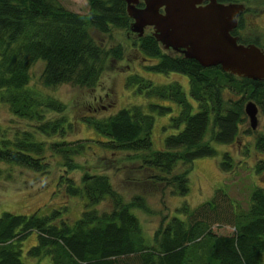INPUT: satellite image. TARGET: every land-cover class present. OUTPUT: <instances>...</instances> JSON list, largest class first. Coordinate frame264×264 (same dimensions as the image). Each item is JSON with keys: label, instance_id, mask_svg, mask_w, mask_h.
I'll list each match as a JSON object with an SVG mask.
<instances>
[{"label": "trees", "instance_id": "16d2710c", "mask_svg": "<svg viewBox=\"0 0 264 264\" xmlns=\"http://www.w3.org/2000/svg\"><path fill=\"white\" fill-rule=\"evenodd\" d=\"M85 1L86 12L78 13L58 0H0V102L12 116L0 125V163L44 173L57 158L62 171L56 189L83 199L78 218L71 222L57 218L58 209L45 215L1 212L0 264H25L20 245L30 232L35 233V243L26 255L47 257V264H118L130 255H137L141 264H264V189L260 186L251 188L246 207L231 204L223 188H216L210 199L195 207L175 208L182 218L171 216L152 236V245L145 244L139 221L130 212L131 208L149 212L145 195L133 194L126 201L104 172L84 170L78 180L70 175L80 167L77 159L90 154L87 140L64 138L72 126L62 113L64 104L29 86V69L35 61H44L43 87L69 83L89 89L98 83L107 57H121L119 45L102 49L89 31L128 30L131 19L124 0ZM134 40L149 62L147 70L186 76L195 109L177 82L153 85L132 75L126 83L134 84L137 92L168 99L178 107L163 128L172 132L163 136L161 148H151L152 114H166L169 106L131 104L107 116L82 115L80 121L102 136L97 140L102 150L113 155L124 152L138 161L137 170L146 174L136 183L161 184L171 194L183 196L192 161L216 155L210 141L231 143L240 132H249L247 127L240 129L245 120L243 104L254 102L264 115V79L236 76L219 66L201 67L181 54L167 53L150 33ZM50 112L60 115L51 117ZM253 147L259 155L253 169L264 172V134L255 136ZM178 166L183 170L177 171ZM216 166L222 173L229 171L230 154L222 152ZM104 200L110 209L99 212L95 205ZM214 223L232 230L213 232Z\"/></svg>", "mask_w": 264, "mask_h": 264}, {"label": "rangeland", "instance_id": "374dc122", "mask_svg": "<svg viewBox=\"0 0 264 264\" xmlns=\"http://www.w3.org/2000/svg\"><path fill=\"white\" fill-rule=\"evenodd\" d=\"M62 6L78 13H85L87 5L85 0H58ZM244 4L262 8L264 0H236ZM244 5V6H246ZM257 27L264 31V18L255 19ZM249 27V25H246ZM247 31H253L248 28ZM149 28L144 33H149ZM93 41L102 49H108L119 45L121 57L119 59L108 56L103 66V71L98 83L93 88L73 86L69 83L59 84L53 87H43L40 82V75L44 68V61H35L29 69V86L39 88L44 94L59 100L65 106L63 114L72 122L64 138L73 140L77 138L86 139V145L90 154L82 155L77 160L80 167L69 172L78 180L80 174L86 170L89 172H104L109 176L112 185L122 194L127 201L133 194L146 196L149 212H143L138 208H131L130 212L138 219L141 233L145 244L153 245L154 233L169 220L171 216L179 215L175 208L186 204L188 207H195L202 201L210 199L216 188H223L227 201L231 204L246 207L248 195L253 186H260L264 189V172L256 173L253 169L254 162L259 156L253 147L254 138L264 134V115L257 106V125L250 129L247 117L240 129L247 127L249 132L239 133L238 137L231 143H209L215 149V156L199 157L192 161L191 169L188 172V191L185 195L171 194L161 184L149 186L148 184L136 183L146 173L137 170L138 161L129 159L124 152L113 155L102 150L97 140H102L101 135L91 127L80 121L82 115L94 113L97 117L107 116L118 109L131 104H140L145 107L148 102L158 105L169 106L170 111L163 115L153 113V125L150 134L151 148L162 147V139L165 134L172 132L163 129L169 121V116L178 110L177 105L168 99L146 96L137 92L135 85H128L126 79L132 75L138 78L149 80L153 85H161L177 82L187 100L195 109L194 101L188 95L187 78L183 74L168 72L166 74L146 69L148 61H145L135 44V33L122 28H111L108 33L101 34L94 30L89 31ZM174 54L171 50H165ZM228 95L224 94V97ZM60 114L50 112L48 116L54 117ZM12 118L6 104L0 102V125H6ZM53 138V137H52ZM51 138V139H52ZM57 138V137H54ZM246 149V150H245ZM226 151L231 156V169L227 172H220L216 161L222 152ZM98 155L100 157H98ZM56 158L44 172H34L26 167L0 163L2 173L0 174V213L7 211L24 215L37 214L45 215L53 209L61 212L57 218L64 217L67 221L78 218L83 207V199L79 197H68L62 191L56 189V179L62 171L57 164ZM109 166V167H108ZM177 171L183 170L178 166ZM225 204V201L222 203ZM65 205V208L62 207ZM64 208V209H63ZM95 208L100 211L110 209L108 201L99 202ZM211 230L216 233L226 234L232 228L224 223H214ZM35 243V233L30 232L20 245V258L25 264H47L46 257L31 258L26 255V249ZM37 259V260H36ZM123 259V258H120ZM264 263V255L262 257ZM118 264H141L137 255H130Z\"/></svg>", "mask_w": 264, "mask_h": 264}, {"label": "water", "instance_id": "95a60500", "mask_svg": "<svg viewBox=\"0 0 264 264\" xmlns=\"http://www.w3.org/2000/svg\"><path fill=\"white\" fill-rule=\"evenodd\" d=\"M206 1L205 3H202ZM131 19L129 31L141 36L145 28L162 49L195 60L201 67L219 66L224 72L253 80L264 79V50L241 44L230 34L241 3L216 0H124ZM138 2L142 6H137ZM250 129L257 125V106L243 104Z\"/></svg>", "mask_w": 264, "mask_h": 264}, {"label": "flooded vegetation", "instance_id": "af4514ba", "mask_svg": "<svg viewBox=\"0 0 264 264\" xmlns=\"http://www.w3.org/2000/svg\"><path fill=\"white\" fill-rule=\"evenodd\" d=\"M219 3L226 4V3H240L236 0H216ZM203 1L202 3H205ZM138 2V6H139ZM246 5V4H244ZM243 5V9L238 13L236 16V24L235 26L229 31L230 34L236 39L238 43H251L256 42L259 48L264 50V31L260 30L257 27V23L255 19L263 17L264 18V5L262 8L255 10L256 7L250 4L246 6ZM246 25H249L246 26ZM248 28H251L253 31H247ZM150 32V31H148ZM253 44V43H251ZM255 45V44H254Z\"/></svg>", "mask_w": 264, "mask_h": 264}, {"label": "crops", "instance_id": "0c3cea01", "mask_svg": "<svg viewBox=\"0 0 264 264\" xmlns=\"http://www.w3.org/2000/svg\"><path fill=\"white\" fill-rule=\"evenodd\" d=\"M37 260V259H36Z\"/></svg>", "mask_w": 264, "mask_h": 264}]
</instances>
